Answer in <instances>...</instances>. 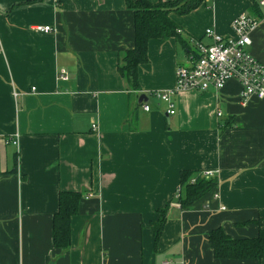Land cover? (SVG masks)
Here are the masks:
<instances>
[{"label":"crops","instance_id":"obj_1","mask_svg":"<svg viewBox=\"0 0 264 264\" xmlns=\"http://www.w3.org/2000/svg\"><path fill=\"white\" fill-rule=\"evenodd\" d=\"M260 1L172 13L188 49L151 39L136 92L118 72L135 40L125 0H0V264H264L218 259L208 240L218 227L232 238L264 228V98H241L231 79L172 95L170 114L152 95L174 88L193 40L210 42L208 28L229 35ZM260 9L249 50L264 63ZM185 169L213 171L217 183L183 208L174 195ZM62 190L82 194L65 250L52 242ZM166 205L154 248L152 223Z\"/></svg>","mask_w":264,"mask_h":264},{"label":"trees","instance_id":"obj_2","mask_svg":"<svg viewBox=\"0 0 264 264\" xmlns=\"http://www.w3.org/2000/svg\"><path fill=\"white\" fill-rule=\"evenodd\" d=\"M206 0H125L126 7L134 16V46L120 58L118 72L126 78L128 86L133 91H139V65L147 63L148 43L151 39L176 38L184 49L188 42L180 36L179 25L171 14L185 15L195 10ZM249 13L258 18L262 16L260 5L253 3ZM201 171L189 169L180 173L181 197L178 199L181 207L185 208L203 197L217 183L215 177H203ZM82 194L78 191L62 190L59 193L58 209L53 216V245L67 249L71 245V222L79 211ZM168 205L159 209V219L152 223L154 248H157L159 238L167 219ZM255 237L232 238L221 227L211 230L208 240L218 259H256L264 258V228L261 226Z\"/></svg>","mask_w":264,"mask_h":264},{"label":"built area","instance_id":"obj_3","mask_svg":"<svg viewBox=\"0 0 264 264\" xmlns=\"http://www.w3.org/2000/svg\"><path fill=\"white\" fill-rule=\"evenodd\" d=\"M264 7V0L260 1ZM259 19L249 15L240 14L231 22V33L222 35L211 28L206 29L205 35L211 41L203 42L201 39L193 40V48L188 51L189 62L178 64L176 68V84L168 91H155L152 93L157 99L167 103L170 114H174L172 95L181 91H208L221 90L225 84L234 79L242 87L241 98H264V63L257 59L249 47L252 44L251 33L258 25ZM35 29L49 33L54 28L51 25H36ZM59 79L68 80L69 76L64 70L60 71ZM35 91V87L31 88ZM16 96L19 94L16 91ZM144 110L149 111L150 106L143 104ZM221 112L217 113L220 117ZM96 128V125H93ZM17 145L18 141H12ZM203 177H214L213 171L201 173ZM182 188H177L174 198L181 197ZM217 196V194H215ZM164 264H168L165 262Z\"/></svg>","mask_w":264,"mask_h":264},{"label":"water","instance_id":"obj_4","mask_svg":"<svg viewBox=\"0 0 264 264\" xmlns=\"http://www.w3.org/2000/svg\"><path fill=\"white\" fill-rule=\"evenodd\" d=\"M143 101H145V102L148 101V97H147L146 95H141V96H140V98H139V102L141 103V102H143Z\"/></svg>","mask_w":264,"mask_h":264},{"label":"rangeland","instance_id":"obj_5","mask_svg":"<svg viewBox=\"0 0 264 264\" xmlns=\"http://www.w3.org/2000/svg\"><path fill=\"white\" fill-rule=\"evenodd\" d=\"M249 15H250V14H249ZM257 19H259V18H257ZM179 32H180V31H179ZM201 172H203V171H201ZM178 187H180V185H179ZM176 190H177V189H176ZM174 199H175V198H174ZM175 201H176L177 203H179L178 200L175 199ZM179 204H180V203H179Z\"/></svg>","mask_w":264,"mask_h":264}]
</instances>
